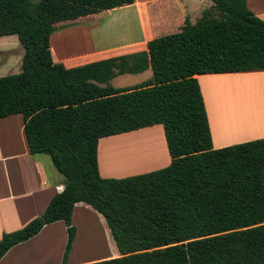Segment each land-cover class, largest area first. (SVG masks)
Segmentation results:
<instances>
[{
	"label": "trees",
	"instance_id": "1",
	"mask_svg": "<svg viewBox=\"0 0 264 264\" xmlns=\"http://www.w3.org/2000/svg\"><path fill=\"white\" fill-rule=\"evenodd\" d=\"M135 0H0V36L17 35L22 70L0 77V118L22 114L32 154H48L65 187L14 245L64 221L72 249L74 207L101 213L119 256L84 264H264V139L214 148L197 75L264 69V20L246 0H212L196 23L148 42V49L66 67L53 60L57 23ZM149 67L153 78L116 88L111 80ZM162 124L169 165L103 177V137Z\"/></svg>",
	"mask_w": 264,
	"mask_h": 264
},
{
	"label": "crops",
	"instance_id": "2",
	"mask_svg": "<svg viewBox=\"0 0 264 264\" xmlns=\"http://www.w3.org/2000/svg\"><path fill=\"white\" fill-rule=\"evenodd\" d=\"M246 3L255 15L264 20V0H246ZM213 4L212 0H135L132 4L59 22V29L51 36L53 60L66 67H74L147 50L150 40L180 31L186 20L196 23ZM71 34H74V39ZM62 40H74L73 44L77 45L88 43L89 47L67 53ZM10 41L20 43L15 34L0 36V77L22 70L24 48H19L15 54L11 53L8 48ZM129 74H146L147 80L153 78L151 67L140 73ZM197 77L208 112L214 148L264 139V69L203 73ZM24 124L22 114L0 118V241L5 233L21 229L40 216L51 199L65 187L64 176L55 167L51 156L30 152ZM141 134L148 136L137 143L134 137ZM142 147H149L146 161L130 166L133 168L116 164L120 161L114 155L119 158V150L127 152ZM98 162L103 177L115 178L169 165L171 156L162 124L101 138ZM78 210L96 211L89 204L78 202L74 207L73 222ZM110 233L112 235L111 229ZM40 239L45 240L36 246ZM76 242L77 235L74 248L72 244L74 250ZM67 243L68 229L65 222L49 223L30 239L12 246L0 259V264H53L51 260L57 253L63 261ZM116 248L107 255L67 260L66 264H84L116 257L119 256ZM62 261L60 259L56 264H65Z\"/></svg>",
	"mask_w": 264,
	"mask_h": 264
},
{
	"label": "rangeland",
	"instance_id": "3",
	"mask_svg": "<svg viewBox=\"0 0 264 264\" xmlns=\"http://www.w3.org/2000/svg\"><path fill=\"white\" fill-rule=\"evenodd\" d=\"M71 35H72L71 37L74 39L75 37L73 36L74 34H71ZM71 41L68 40L65 42L64 40H62L63 49L67 53L69 52L74 53L80 50L81 47H83V49L89 47L88 43L77 45V44H73L74 40H71ZM9 44L10 46L8 48L11 50V53H14V54L17 53L19 51V48L23 50V47L20 43H16V42L14 43L10 41ZM7 75H9V73ZM147 78L148 77L146 74L138 75V74L126 73V74H121V75L116 76L111 81V85L113 87L129 86V85H134L140 82L142 83V81L145 82ZM146 136L148 135L146 134L136 135V137H134V140L137 143H139L142 139L146 138ZM154 146L155 145H153L152 148H154ZM148 151H149V147H144V148L142 147V149H135L134 151H132L131 149L130 151H127V152L119 150L118 152L120 155L119 157L120 159L117 157V155H114V158H117V160L120 161V162L116 161L117 162L116 164L120 166L126 165L127 166L126 168H133L130 166L138 162H144L147 160L146 152ZM73 225L76 228L77 242H76V247L74 250L73 249L74 241H73V248H72L73 252L72 250L69 252V255L67 256V260L74 261V259L76 260L93 259L94 257H97L99 254L100 256H102V255L113 253V248H116V245L110 233V229L107 224V221L102 214H100L97 211L81 212L80 210H78L76 212L75 221L73 222ZM45 239H40L39 240L40 242L37 243L36 246L44 242ZM60 259L62 261V256H60V254L57 253L55 254L54 258H52L51 261H53V264H56L57 263L56 261H59ZM63 262L64 260L62 261V263Z\"/></svg>",
	"mask_w": 264,
	"mask_h": 264
},
{
	"label": "bare ground",
	"instance_id": "4",
	"mask_svg": "<svg viewBox=\"0 0 264 264\" xmlns=\"http://www.w3.org/2000/svg\"><path fill=\"white\" fill-rule=\"evenodd\" d=\"M103 149V148H102Z\"/></svg>",
	"mask_w": 264,
	"mask_h": 264
}]
</instances>
